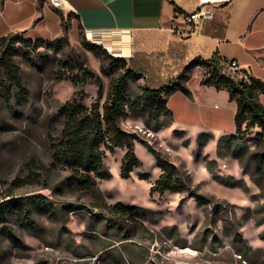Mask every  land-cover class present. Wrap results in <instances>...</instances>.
<instances>
[{"label":"rangeland","instance_id":"374dc122","mask_svg":"<svg viewBox=\"0 0 264 264\" xmlns=\"http://www.w3.org/2000/svg\"><path fill=\"white\" fill-rule=\"evenodd\" d=\"M54 9L58 27L52 35L44 33L54 44L34 47L31 41L32 61L15 56L25 93L0 98V196L44 193L56 211L52 207L40 216L35 231L12 217L19 241L0 240V264H264V191L251 178L254 164L245 145L221 141L235 131L236 104L227 90L215 95L198 90L197 76H204L205 68L193 69L191 84L209 114H222L218 127L208 116H189L185 108L192 103L181 95L172 100L177 109L172 119L156 131L148 130L140 109L127 110L121 118L124 129L149 140L179 167L195 193H152L161 171L156 155L142 142L134 146L141 164L130 177L121 175L125 149H116L105 158L109 176L97 178L95 187L68 185L70 167L54 159L65 121L57 112L76 90H84L86 105L98 90L96 80L76 85L71 78L83 64L101 76L107 93L112 77L125 67L88 50L76 15ZM186 33L180 24L138 33L134 58L145 76L130 80L132 95L150 79L177 76L196 58ZM249 149H256L255 141H249ZM118 202L141 207L145 214L134 220L107 209ZM66 204L78 207L62 209ZM175 238L187 247L178 246Z\"/></svg>","mask_w":264,"mask_h":264},{"label":"trees","instance_id":"16d2710c","mask_svg":"<svg viewBox=\"0 0 264 264\" xmlns=\"http://www.w3.org/2000/svg\"><path fill=\"white\" fill-rule=\"evenodd\" d=\"M44 1L40 0V5ZM176 11L179 12V8H176ZM31 41L35 42L34 47L54 44V41L49 43L48 40L39 37L29 38L25 31L0 37V98L10 100L25 93L21 68L15 62V56L21 54L28 61H32L27 50ZM84 45L95 55L110 61L112 65L124 66L125 69L112 77L107 93L101 76L83 64L71 78L76 85H85L91 80H96L98 90L90 105L83 102L84 90H76L75 96L57 112L65 121L61 140L54 145V159L70 167L68 185L86 190L95 187L97 178L109 176L105 158L108 151L114 152L116 149H125L121 175L130 177L134 168L141 164L134 146L136 142H142L156 155L157 165L161 171L159 178L151 187L152 193L164 195L167 192L186 190L191 194L195 193V190L188 186L179 167L167 159L149 140L137 132L124 129L121 118L126 115L127 110L140 109L144 113L143 119L148 130L161 129L166 121L173 117V112L168 106L169 96L180 91L192 99L193 93L188 81L194 68L204 67L206 73L201 83L213 85L217 89H226L229 100L236 104L235 131L221 141L245 145L248 160L254 164L253 171L250 172L251 178L264 191V103L260 100V96L264 95L263 79L250 74L247 70H241L240 77L228 74L225 71L226 60L216 53L211 58L196 57L177 76L167 81L148 80L142 91L134 96L130 92V80L145 76L142 66L136 59L113 56L106 48L89 40H85ZM128 61L132 66H127ZM249 141L256 142L255 150L249 149ZM244 170L248 171L247 167ZM52 207L56 211L55 203L44 193L14 195L8 192L0 196V240L5 238L14 243L19 241L17 232L11 225L12 217H15L22 228L35 231L39 217L50 213ZM77 207L66 204L62 209L75 211ZM79 207L83 208V205ZM106 207L112 212L128 215L134 220L145 214L143 208L125 205L122 202ZM175 240L178 246L187 247L186 242L177 238Z\"/></svg>","mask_w":264,"mask_h":264},{"label":"crops","instance_id":"0c3cea01","mask_svg":"<svg viewBox=\"0 0 264 264\" xmlns=\"http://www.w3.org/2000/svg\"><path fill=\"white\" fill-rule=\"evenodd\" d=\"M204 1L63 0L61 8L76 15L88 40L103 46L113 56L134 58L138 50V33L180 24L187 31L186 43L191 48V56L211 58L217 53L226 60V64L236 60L240 70H247L264 80V0L209 3L205 7L213 12L212 18L198 24L188 23L185 16L200 9ZM54 7L46 1L40 5V0H0V37L25 31L29 38L46 39L45 36L52 35L59 22ZM45 30L50 35H44ZM225 71L230 72L227 65ZM193 75L188 81L194 91L193 98L179 91L169 96L168 106L175 113L177 109L173 107L172 100L181 95L192 103L191 107L185 108L189 116H208L214 123L212 126H217L222 114H209L205 110L191 84ZM202 77L197 76V88L203 95L226 93V89L202 84ZM263 96L260 100L264 103Z\"/></svg>","mask_w":264,"mask_h":264},{"label":"built area","instance_id":"2783aa9c","mask_svg":"<svg viewBox=\"0 0 264 264\" xmlns=\"http://www.w3.org/2000/svg\"><path fill=\"white\" fill-rule=\"evenodd\" d=\"M54 6L61 8L63 6V0H49ZM221 1H228V0H205L203 3V6L196 10L195 12H192L188 15L185 16V20L188 23H195L198 24L201 21L205 19H209L213 17V12L205 7L206 4L209 3H216V2H221ZM227 68L230 70L228 74H231L232 76L233 73H239L241 72L239 63L236 60H231L227 62Z\"/></svg>","mask_w":264,"mask_h":264}]
</instances>
